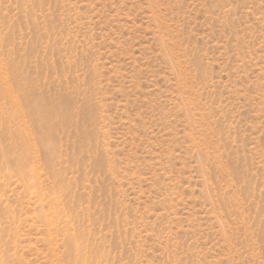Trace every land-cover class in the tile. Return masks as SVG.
<instances>
[{
	"label": "rangeland",
	"instance_id": "rangeland-1",
	"mask_svg": "<svg viewBox=\"0 0 264 264\" xmlns=\"http://www.w3.org/2000/svg\"><path fill=\"white\" fill-rule=\"evenodd\" d=\"M88 262L264 264V0H0V264Z\"/></svg>",
	"mask_w": 264,
	"mask_h": 264
},
{
	"label": "bare ground",
	"instance_id": "bare-ground-1",
	"mask_svg": "<svg viewBox=\"0 0 264 264\" xmlns=\"http://www.w3.org/2000/svg\"><path fill=\"white\" fill-rule=\"evenodd\" d=\"M26 107L28 109V111L31 113L32 115V122H34L35 125H40V115H39V111L37 113V110L39 107H37L36 102H28L26 104ZM42 110V109H41ZM45 117L48 119V121L44 124H42L41 126L46 129L49 130L48 128H50L52 126L53 123V119L57 116V108L54 106H46L44 108V112ZM51 131V130H49ZM27 151H28V145L25 143L23 146V154L21 155V160L20 163L24 164L25 160L28 158L27 156ZM83 235L82 234H77L74 235L71 244H73L75 246V248H77L78 250H81L82 246H83ZM85 264H93L91 262L85 263Z\"/></svg>",
	"mask_w": 264,
	"mask_h": 264
}]
</instances>
